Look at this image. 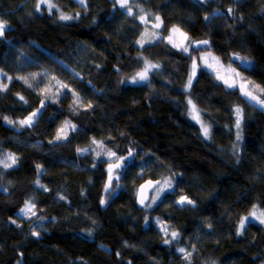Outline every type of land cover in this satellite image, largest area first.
Returning <instances> with one entry per match:
<instances>
[{
  "label": "trees",
  "instance_id": "1",
  "mask_svg": "<svg viewBox=\"0 0 264 264\" xmlns=\"http://www.w3.org/2000/svg\"><path fill=\"white\" fill-rule=\"evenodd\" d=\"M53 2L75 18L36 12V0H0V19L9 24L0 69L13 77L0 91V159L17 158L12 167L0 165V264H261L264 224L249 219L237 232L254 205L264 211V111L204 67L190 88L185 83L191 57L211 52L264 88V0H129L131 16L113 0ZM145 13L147 24L139 19ZM156 15L159 38L141 46ZM173 26L208 45L193 46L191 56L174 48L165 39ZM140 54L159 67L147 81L127 83L143 68ZM57 81L67 89L58 90ZM189 99L210 138L189 116ZM38 108L31 127L18 123ZM61 128L67 138L57 140ZM92 140L117 157L133 152L113 171L108 191L109 164L120 161L78 151ZM165 177L173 189L139 207L137 187ZM182 195L194 204L178 205ZM28 200L35 207L21 215Z\"/></svg>",
  "mask_w": 264,
  "mask_h": 264
},
{
  "label": "snow or ice",
  "instance_id": "2",
  "mask_svg": "<svg viewBox=\"0 0 264 264\" xmlns=\"http://www.w3.org/2000/svg\"><path fill=\"white\" fill-rule=\"evenodd\" d=\"M78 2L81 5L85 4V0H78ZM46 6L47 11L49 13H52L53 10H56L57 12H59V19L60 20H71L74 19L75 17L73 15H68L65 14L63 11L60 10V7L57 3H54L53 0H37V3L35 4V11L39 12L41 11V7ZM117 5H119V7L121 9L126 10V14L127 15H134L133 13V8L132 5L130 4L129 0H113V7L115 8ZM137 7H139L137 5ZM140 11L143 13L144 9H140ZM229 13L233 12L232 8L228 9ZM78 16V14H76ZM139 19L147 24L148 21V14L145 13L144 15H141L139 17ZM205 19H208V17L206 16ZM154 20L156 21V23H154L152 25V27L154 29H159L162 25V21L160 16L156 15L154 16ZM9 28V24L6 20L0 19V39H3L5 36V31ZM154 38H159L158 35L154 32L153 34ZM177 37L179 39H177ZM168 42L176 49L184 52V53H189V55L191 56L190 53V49L193 48V46H200V45H208V41L207 40H203V41H191L190 38L188 37L187 33L183 32L179 27L177 26H173V28L171 29V34L167 37ZM145 41L141 40L139 41V43H141V46H143ZM150 42V41H149ZM187 42V43H186ZM235 59L240 60L242 64H244L246 67L248 66V61H247V57H240L236 54H234ZM192 59V71L191 74L189 75L187 84L185 85V88H190L192 85V80L196 75V70L198 67H204L210 70V74L214 73L215 74V79H217L218 81H222L223 84L225 85L226 88L228 89H238L241 93V95L246 98L248 101H254L257 104H259L261 107H264V99L260 98V95H255L254 91L259 92L260 94L264 95V88H260L259 86L255 85L254 82L248 81L247 78L243 77L241 75L240 72H238L236 69L232 68L231 65H229L228 67H225L223 64L220 63L219 58L216 56H213L211 54V52H208L204 55L199 56V61L201 63H197V58L196 57H191ZM145 66L143 68L142 71L137 72L133 77H131V82L132 83H137L140 81H147L148 80V76H149V72L154 69V68H158L159 65L158 64H152L150 63L146 58H145ZM39 73H34L32 74V79H35L36 76H38ZM0 77H4L5 79L11 81L13 79V77L8 76L7 73H5L3 71V69H0ZM16 79H23L24 82L26 84H29L28 78L26 77H16ZM52 79H55V77H53ZM32 85L29 84V87H31ZM8 87V85L6 83L0 82V91H4L6 90ZM51 87H53L52 85H50L49 87L42 89V91L44 92H50ZM55 87H57V89L59 90L60 88H64L67 89V85L62 84L61 82L57 81ZM74 96L76 97V103H80V98L79 95L76 93H73ZM48 97L46 96L45 99H47ZM21 100L24 99V97H20ZM188 105H189V115L191 116V118L193 120H195L197 123L200 124V128H201V132H202V136L204 138H210V127L201 119V112L200 110L197 108L196 104L193 103V101L191 99L188 100ZM89 107H91V105H88ZM44 107V102H41V108ZM40 109L38 108L35 112H32L27 118L20 120L18 123L21 126H28L31 127L33 125V123L35 122V119L37 117V115L39 114ZM234 114H235V128L237 129V135H236V140L237 142H239L242 139L241 133H240V129H241V122L243 119V115H242V109L237 106L234 108ZM3 119H5L9 124H13L16 123L15 121H12L10 119H8L7 117H4ZM68 122H66L67 124ZM70 127L75 130V125H70ZM67 138V133L65 131L64 128H61L60 130H58L57 135H56V139L60 140V139H66ZM93 143H97L95 140H93ZM88 149H78V151H87ZM97 155H99V153H97ZM107 155L111 158V157H115L118 161H120L119 163H114V164H109V168H108V173H109V179H108V183L105 185V191H108L109 188L111 187L112 184V180H113V171L115 169H120L124 166V161H126L128 159V157H132L133 156V152L131 150H129L128 152V157H117L116 153L114 152H107ZM17 162V158L9 153L7 154L3 159H0V165H3L4 168H9L12 167L13 165H15ZM119 176H116V179L119 180ZM172 177H165L163 178V180H158V181H147L145 185H141L140 191H141V198L139 200V202L144 205L145 207H151L152 204H155L160 198H161V194L173 189V184H172ZM37 183H39L37 181ZM151 189L152 191L155 192V195H153L151 197V203L145 204V201L147 199H149L146 195H143L144 190L145 189ZM101 203H105L104 200L101 201ZM178 205H185V204H194V201H192L191 199H189L187 196H180L179 200L177 201ZM35 207L34 204H31V202H26L25 204V208L21 209V212L24 213L25 215H27L28 213L32 212V209ZM34 214V213H33ZM250 218H254L256 220H259V222L261 224H264V211H258L256 206H253V210L249 213V216L243 217L240 221L239 224V229L237 234L239 235L241 233V231L243 230L244 226H245V222L248 221ZM146 223H147V218H146ZM209 227H211V225H209ZM162 231H164L165 235L168 234V229L167 226H163L162 227ZM33 235H39V233L37 232H33ZM171 237L173 240L178 239L179 237V233L173 231L171 233ZM171 241L168 239L164 240L165 244H169ZM177 251H179L180 253H183L185 255V258L188 259L191 256V253L186 252V250L184 248H179L177 249Z\"/></svg>",
  "mask_w": 264,
  "mask_h": 264
},
{
  "label": "rangeland",
  "instance_id": "3",
  "mask_svg": "<svg viewBox=\"0 0 264 264\" xmlns=\"http://www.w3.org/2000/svg\"><path fill=\"white\" fill-rule=\"evenodd\" d=\"M76 1H78V0H76ZM36 3H37V0H36ZM43 8H46V6H43L42 5V7H41V11L43 10ZM40 12V11H39ZM154 23H156V21H153V22H150L149 23V26H145V28H143L144 30H143V32H142V34H141V36H140V38H139V40H138V42L139 41H141V40H143V41H145L144 42V44L145 43H148L149 41L151 42V41H153L155 38H153V33L155 32L158 36H159V33H158V31H157V29H154L153 27H152V25L154 24ZM184 32V31H183ZM170 34H171V32H170ZM169 34V35H170ZM168 35V36H169ZM165 39H167V38H165ZM177 39H179L178 37H177ZM168 41V40H167ZM139 44H141V43H139ZM204 54H206V53H202L201 55H204ZM212 54V53H211ZM200 55V56H201ZM213 55V54H212ZM140 56V58L143 56L142 54H140L139 55ZM213 56H215V55H213ZM145 58L146 57H142L141 59L143 60V62L145 61ZM199 58V57H198ZM197 58V63L199 64V63H201L200 61H199V59ZM148 61H149V59L148 58H146ZM150 63H152V64H154L153 62H151V61H149ZM144 66H145V63H144V65H143V68H144ZM191 66H192V63H191ZM225 67H228V66H225ZM232 68H234V69H236L238 72H240V70L238 69V68H236V67H233V66H231ZM143 68L140 70V71H142L143 70ZM207 69V68H206ZM207 70H209V69H207ZM191 71H192V67L190 68V72H189V75L191 74ZM210 71V70H209ZM139 72V71H138ZM151 72V71H150ZM150 72H149V74H150ZM241 73V72H240ZM136 73H134V74H132V75H130L128 78H126L125 79V81L127 82V83H132L131 82V77H133L134 75H135ZM214 76H215V74L214 73H212ZM242 75V74H241ZM149 77V76H148ZM5 80H7V79H5L4 77H0V82H3V81H5ZM248 81H251V82H254L253 80H251V79H247ZM142 82H144V81H140V82H137V83H132V84H138V83H142ZM222 82V81H221ZM187 84V82L185 83V85ZM254 84L255 85H257V86H259L260 88H262L258 83H256V82H254ZM254 94L255 95H260V98L261 99H264V95H262V94H260L259 92H257V91H254ZM252 103H254L256 106H258L260 109H262L263 111H264V107H261L259 104H257L256 102H254V101H251ZM188 114H189V105H188ZM190 116V115H189ZM191 117V116H190ZM201 119H202V116H201ZM203 120V119H202ZM204 121V120H203ZM194 122H196L195 120H194ZM197 123V122H196ZM65 125V127L66 128H71L70 127V125H72V124H64ZM198 125L200 126V124L198 123ZM72 129V128H71ZM97 143H93V140L90 142V144H88L87 146H86V148L87 149H89V150H91L92 151V153H93V155H94V158H106V159H113V157H109L108 155H107V152H109V151H111V150H108V149H106V148H104V145L103 144H101V142H98V141H96ZM84 147V146H83ZM82 147V148H83ZM81 148V149H82ZM111 152H113V151H111ZM97 153H99V155H97ZM163 194V193H162ZM162 194H161V196H162ZM153 195H155V192L154 191H152L151 192V195H150V199H149V201H148V203H151V197L153 196ZM27 202H31V204H33V202L32 201H30V200H28ZM147 203V204H148ZM153 205V204H152ZM23 208H25V205H24V207ZM22 208V209H23ZM257 210L258 211H260L258 208H257ZM31 213V212H30ZM30 213H28V214H30ZM20 214L21 215H24V216H26L24 213H22L21 212V210H20ZM250 219H254V218H250ZM261 264H264V261L261 263Z\"/></svg>",
  "mask_w": 264,
  "mask_h": 264
},
{
  "label": "water",
  "instance_id": "4",
  "mask_svg": "<svg viewBox=\"0 0 264 264\" xmlns=\"http://www.w3.org/2000/svg\"><path fill=\"white\" fill-rule=\"evenodd\" d=\"M149 180H151V181H158V180L148 179V180H145L144 182H142L141 185H145L146 182L149 181ZM141 185H139V186L137 187L136 195H135V201H136L137 205H138L139 207L142 208L144 205H142V204L139 202V200H140V198H141V191H140ZM151 192H152L151 189H147V188H146V189L144 190L143 195H146V196L150 199ZM149 199H147V200L145 201V204L148 203Z\"/></svg>",
  "mask_w": 264,
  "mask_h": 264
}]
</instances>
